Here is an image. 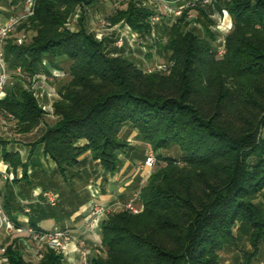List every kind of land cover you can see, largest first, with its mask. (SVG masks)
Returning <instances> with one entry per match:
<instances>
[{
  "label": "trees",
  "instance_id": "obj_1",
  "mask_svg": "<svg viewBox=\"0 0 264 264\" xmlns=\"http://www.w3.org/2000/svg\"><path fill=\"white\" fill-rule=\"evenodd\" d=\"M95 2L37 0L34 14L1 43L9 71L47 72L45 61L66 74L58 82L52 122L44 119L32 89L18 87L0 99L20 134L37 133L31 146H41L63 184L53 178L40 182L42 191L58 188L62 198L54 206L41 194L39 202L28 201V225L47 230L39 222L58 218L63 199L85 200L73 181L89 171L88 161L103 174L118 171L119 154L129 159L133 147L120 135L128 127L157 152L156 165L129 187L138 192L139 212L121 206L102 218L104 255L90 257L88 264H219L221 253L233 249L240 251L239 264H252L264 254V205L258 200L264 197V0H216L185 10L166 27V41L155 40L166 65L154 71L140 68L120 49L108 50L105 39L87 29L84 13L76 30L67 27L77 7ZM223 9L232 25L220 54L214 26ZM152 11L129 0L108 19L150 34ZM20 31H33L28 43L24 34L17 38ZM173 147L176 156L159 152ZM2 157L13 169L21 166L26 177L27 164L17 152L4 150ZM12 202L16 196L8 189L3 207L20 225L10 214ZM21 236L29 238L12 235L0 264L65 263L62 253L47 246L33 258L19 243ZM243 241L249 249L239 248Z\"/></svg>",
  "mask_w": 264,
  "mask_h": 264
},
{
  "label": "crops",
  "instance_id": "obj_2",
  "mask_svg": "<svg viewBox=\"0 0 264 264\" xmlns=\"http://www.w3.org/2000/svg\"><path fill=\"white\" fill-rule=\"evenodd\" d=\"M22 12L21 2L16 3V0H0V28L6 23L8 18L13 14H20ZM121 22L115 23V26L120 25ZM126 24V23H125ZM124 24H122L123 26ZM118 31V28H116ZM129 35V31L125 30ZM127 35H125L126 37ZM102 39H105V43L107 45L108 50L116 49L118 51V47L116 46L113 38L106 33L103 34ZM3 45L0 43V50H2ZM111 47V48H109ZM45 67L47 68V72H37L33 74H29L26 72L20 73L21 69L16 68L14 72H19L15 76H10L6 81V87L4 90V95L8 92H15L18 87H22L24 89H32L33 92L37 90L38 87H44L48 90V94L51 91V87L56 90V97L53 96L51 103L53 104L58 98V82L63 78L59 76V70L56 68L50 67L45 61ZM1 99V98H0ZM38 105L45 111L46 109L39 103ZM46 102V101H45ZM45 114V113H44ZM49 115V114H48ZM52 115V114H51ZM45 116V115H44ZM45 116L44 119L46 120ZM51 117V116H50ZM49 119V118H48ZM53 119V116L52 118ZM47 121V120H46ZM48 122V121H47ZM16 121L12 117L11 114L6 113L4 110L0 108V171L6 169V171L11 172L14 175V179L12 181L2 180L0 183V191L2 194V199L4 200V196L8 189H11L16 196V202H12L10 206V214L16 219L17 222L20 223V226L26 227L28 225V213L24 211V208L27 207L26 204L29 202L36 203L39 202L40 192L42 191V185L40 182H49L56 181L57 177L54 173V163L43 153L41 152V146L39 147L40 153L42 156L41 163L38 160L34 151H32L33 147H31V140H27L26 137L33 134L32 132L29 135H22L16 128ZM37 138V136H35ZM35 140V139H34ZM33 140V141H34ZM29 150L26 153L25 149L28 147ZM35 146V147H36ZM6 150L9 152H17L19 157L23 162L27 164L26 168V177L23 175V168L21 166H17L16 168H12L11 165L2 157V152ZM33 152V153H32ZM88 152L81 156H86ZM25 155V156H24ZM48 159L51 162V169L47 170L42 166L43 159ZM38 164V165H37ZM140 164V162H139ZM135 167H130L132 163L129 159L123 156L122 165L118 171L113 174H102L101 175V194L99 195L97 201L101 204L108 205L111 209H116L119 204H122L127 198L132 196L135 191H131L129 187L137 178L142 182L144 172L138 168V165ZM130 167V168H129ZM126 168H129L128 170ZM103 173V172H102ZM54 175V176H53ZM17 180V181H14ZM26 180H29L30 185L26 184ZM145 180V179H144ZM49 190V189H48ZM52 190V189H50ZM54 191V190H53ZM20 192V193H19ZM83 197V196H82ZM125 198V200H121ZM62 196L59 197L58 202L61 200ZM83 202H67V199H63L61 202V211L59 212L58 218H47L43 219L39 222V226L42 228L41 222L46 221L52 225L53 228H68L71 230L75 239H81L86 242L87 245L93 244L94 240L100 239V222L103 217L98 219L97 225L92 229L87 230L83 222L87 216L88 208L91 204L89 199V194L86 193V198L84 197ZM4 204V203H3ZM23 206V211H21L20 207ZM28 208V207H27ZM19 234V233H18ZM20 234H24L21 232ZM16 234L8 233L4 228L0 230V244L5 245L10 237ZM75 243L73 240L68 244L67 251L64 256V264H80L79 253L75 250ZM262 264V262L260 263Z\"/></svg>",
  "mask_w": 264,
  "mask_h": 264
},
{
  "label": "rangeland",
  "instance_id": "obj_3",
  "mask_svg": "<svg viewBox=\"0 0 264 264\" xmlns=\"http://www.w3.org/2000/svg\"><path fill=\"white\" fill-rule=\"evenodd\" d=\"M128 1L129 0H97V2H95L92 5H89V6L85 5L82 7L79 6L75 9L74 14L69 18L67 27L71 30H76L78 28L77 27L78 26V24H77L78 14H80V12H82V13H84V16H85L83 19V22L89 31L94 32L95 36L97 35V32L100 33L101 38H102L103 34H105V33L107 35L111 34L113 41L115 42L116 46L118 47V49L121 50L119 53H122L127 58L133 60L136 63V65H138L140 68H142L146 71H149V70L154 71V70H156L157 66L165 67L166 62L162 58V55H159L156 52V48H155V46H153V44H154L155 40H158L159 38H161L162 42L166 41L165 29H166V27L172 26L174 23H176L175 18H173V17L166 18V19L164 18L163 20H160L159 23L151 24V33L150 34L138 33L134 29H132L127 23L125 24V22H121L120 25H118V26H115L114 24L111 23L112 26L109 28H105V27L101 26V24L99 23L100 18H106L107 20H109L108 17L110 15L115 14L120 9L126 8ZM133 1H139L142 3V5L148 4L153 9V6L150 3H148V0H133ZM228 15H229V13H228ZM226 19H227V21L229 20L228 18H226ZM226 19H224V18L222 19L221 15L215 17L216 24L214 26V29H215L217 39H216L214 45L219 50H220V48L223 47V39H224L223 37L229 31L230 27L226 26V28H222V27H217V26L219 25V23L221 21L224 23V21ZM122 24H124V25L122 26ZM231 25H232V23H231ZM116 28H118V31ZM125 30L129 31V35L126 33ZM23 34H24V37H25L24 39H25L26 43H28L30 38L33 35V31H29L26 33L24 31H20L17 34L18 35L17 38L19 40H22ZM161 34H163V38L161 37ZM120 35L122 36V43L120 46H118L116 42H117L118 36H120ZM125 35H127V36L125 37ZM109 48H111V47H109ZM5 65L7 66L6 63H5ZM7 71L9 74V78H10V76H15L19 73V72H16L17 73L16 74L14 71H11V70L10 71L7 70ZM20 71H21L20 73H22V70H20ZM58 72H59L60 77L62 76L64 78L66 76V74L64 73L63 70L59 69ZM5 87H6V85H5ZM55 92H56V90H54L52 87H51V91L49 92V94H48V90L44 87H38L37 90L34 91L36 99L43 106V108L46 109L44 115L49 116V117H46V120L48 122H52L53 120H55V116L53 114V104L51 103L53 96L56 97ZM52 116H53V119H51ZM261 134L264 136V128L262 129ZM120 135L122 137H127V141L131 144V146H133L128 152V154H129L128 157H129L130 162L132 163V165L130 167H135V165H137V164H139V162L141 163L143 161V159L145 157V152L147 150V144L142 142L141 140H139L135 131L129 130L128 127H124L122 129ZM35 136H37L36 132L29 135L26 138H27V140L33 141L36 138ZM28 150H29V144H28V147L25 149L26 153L28 152ZM32 151H34V154H36L38 160H40V163H41L40 156H42V155L40 153L39 147L38 146L33 147ZM87 152H85L84 154H86ZM159 152L162 154H166V153L168 154L169 153L172 156H176V154H177L175 147H173L169 150H160ZM156 154H157V152H155V155ZM123 156H124V154H121V153L119 154V158L123 159ZM131 157L133 158L132 160L130 159ZM155 165H156V159H155L154 167H155ZM42 166L47 170H50L52 168L51 162L48 159H43ZM86 168H89L88 169L89 171L86 170L87 172L83 173L82 177L75 178L73 181L74 182L73 187L76 189V193L79 194L80 196L85 197L86 193L89 194L90 202H92L93 198L98 199L99 195L101 194L102 189H101L100 184L102 182L101 175L103 173L99 170V168L97 166L94 165V163H90L89 161L86 164ZM129 168H126V169L128 170ZM143 180H144V175H143V179L141 181H143ZM58 183L63 186V184L60 183V180ZM90 184H92L91 185L92 189H94L96 191H91L90 189H88V186ZM47 188H49V190L52 189L51 186L47 187ZM58 190L59 189L57 188L55 190V192L58 193V200H59L60 195H59ZM92 193H95V196H93ZM121 200H125V198L122 197ZM258 200L261 201L262 204L264 205V197L263 196H259ZM57 203H58V201H57ZM117 208H121V204H119ZM41 225H42V228H44V229H47V230L52 229L51 228L52 225L49 222L42 221ZM58 229H64V228H58ZM24 239L27 241L28 244H30L31 246H33L37 249L43 247L42 245L38 246L30 238L25 237ZM99 242H100V239H98V236H97V239L94 240L93 244L87 245L86 242L84 241V243H85L84 247L88 250V255H87L88 260L90 259V257L95 256V255H102V256L104 255V251L100 247ZM19 243L22 244V242H19ZM73 243H78V239L74 238ZM239 248L249 249V246L247 245L246 242H244L243 245L240 243ZM237 254L239 256V254H240L239 249H233L230 251L222 252L220 255L219 264H239V261H237L238 259L235 258V256ZM79 259H80V257H79ZM261 262H262V264H264V254L260 255L258 257V259L254 260V262L252 264H260Z\"/></svg>",
  "mask_w": 264,
  "mask_h": 264
},
{
  "label": "built area",
  "instance_id": "obj_4",
  "mask_svg": "<svg viewBox=\"0 0 264 264\" xmlns=\"http://www.w3.org/2000/svg\"><path fill=\"white\" fill-rule=\"evenodd\" d=\"M37 0H23L21 4L22 12L20 14L11 15L6 23L0 28V43H2L6 37L12 32L19 21L22 18L31 16L34 14L35 5ZM216 0H148L153 6V11L149 16V20L151 24L159 23L160 20L164 18L173 17L175 19L180 18L184 11L187 9H191L198 4H209ZM193 13L190 11L187 13V18L189 20L193 19ZM222 19L228 18L224 21H221L217 27L226 28V26L231 28V18L228 15L226 10H222L221 14ZM99 23L101 26L105 28L111 27V22L106 18H100ZM96 37L98 39L101 38V34L97 32ZM117 45L120 46L122 43V36H118ZM223 48H220L218 51L220 54L223 53ZM165 67L157 66L156 70H163ZM152 71V70H149ZM9 78L8 71L6 69L3 51L0 50V98L4 95L6 81ZM155 164V152L151 148L149 144H147V150L145 153L144 160L138 165V168L144 172V179L148 177L153 166ZM14 179V175L11 172L5 170L0 171V183L2 180L12 181ZM92 184L88 186V189L91 191H96L92 189ZM96 188V187H95ZM40 194L45 199L46 203L54 206L58 201V193L53 190H44L41 191ZM95 196V193H92ZM138 200V192H134L132 196L121 206L124 208L137 213L142 209V205L137 202ZM111 207L108 205L101 204L97 201V199L93 198L92 202L88 208L87 216L83 222L84 227L89 230L97 225L98 219L100 217H104L109 211H111ZM25 212H28L29 209L27 207L24 208ZM5 229L10 234H18L23 232L28 235V237L33 240L38 246H47L49 248L54 249L56 252L62 253L63 255L67 251L68 244L74 239V235L71 230L68 228L58 229L53 228L51 230H38L31 226L22 227L17 225L14 221H12L6 214L3 207V199L0 191V230ZM24 236L19 238V241L25 246V248L29 251L33 258H40L42 256L41 252L24 239ZM85 243L83 240L78 239V243H75V250L78 251L80 257V264H88V250L84 247ZM6 248L4 245L0 244V263L6 260L5 256Z\"/></svg>",
  "mask_w": 264,
  "mask_h": 264
}]
</instances>
